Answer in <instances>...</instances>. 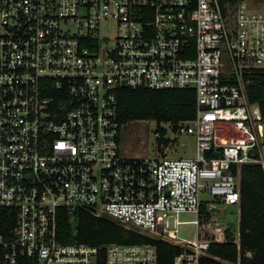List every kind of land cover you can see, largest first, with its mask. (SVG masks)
Here are the masks:
<instances>
[{
    "label": "built area",
    "instance_id": "1",
    "mask_svg": "<svg viewBox=\"0 0 264 264\" xmlns=\"http://www.w3.org/2000/svg\"><path fill=\"white\" fill-rule=\"evenodd\" d=\"M260 4L0 0V206L17 213L0 264H158L153 243L61 241V208L180 246L174 264H242L209 252L202 221L204 206L241 214L242 167L264 169V116L248 96L264 73ZM121 87L193 89L196 116L158 123L161 154L122 153ZM180 135L194 156L167 154ZM188 222L194 238L178 234Z\"/></svg>",
    "mask_w": 264,
    "mask_h": 264
},
{
    "label": "trees",
    "instance_id": "2",
    "mask_svg": "<svg viewBox=\"0 0 264 264\" xmlns=\"http://www.w3.org/2000/svg\"><path fill=\"white\" fill-rule=\"evenodd\" d=\"M248 96L250 101L259 104L264 116L263 72L250 76ZM118 100L122 126L140 120L178 123L196 116V93L193 89L121 87ZM241 196L238 231L232 223L220 227L210 237L212 243L209 252L232 262L240 258L242 264H264V169L261 166L242 167ZM203 212L205 220L210 219L213 213L207 211L205 206ZM16 221L17 213L14 209L0 206V236L11 238ZM59 239L91 245L153 243L158 250V264H174L176 255L182 252L180 246L150 239L85 209H79L73 214L67 209L59 210ZM247 252L252 255L248 256ZM203 261L208 264H225L213 258H204Z\"/></svg>",
    "mask_w": 264,
    "mask_h": 264
},
{
    "label": "rangeland",
    "instance_id": "3",
    "mask_svg": "<svg viewBox=\"0 0 264 264\" xmlns=\"http://www.w3.org/2000/svg\"><path fill=\"white\" fill-rule=\"evenodd\" d=\"M261 3L259 7H264V0H255ZM115 26V25H113ZM105 29L103 28V31ZM162 126L167 127V123ZM158 123L154 120L132 121L123 127L121 135V152L131 156H150L154 157L163 152L164 149L157 151L156 129ZM222 128H228L227 123L221 124ZM224 132V131H223ZM170 136L173 133L169 132ZM221 137V135H219ZM174 137V136H173ZM195 138L193 136L180 135L171 141L170 148L166 151L170 157H189L195 154ZM207 197L211 198L210 195ZM182 220L192 221L196 215L192 212L182 213ZM240 210L237 204L221 207L213 211L210 219L202 221V230L207 238L214 235L223 225L232 223L235 229H239ZM197 225L193 222L182 224L178 234L185 238H194L197 234Z\"/></svg>",
    "mask_w": 264,
    "mask_h": 264
}]
</instances>
